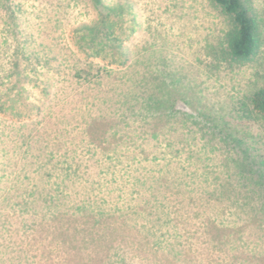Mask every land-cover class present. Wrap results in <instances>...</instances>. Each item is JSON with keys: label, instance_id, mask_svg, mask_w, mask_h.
<instances>
[{"label": "rangeland", "instance_id": "obj_1", "mask_svg": "<svg viewBox=\"0 0 264 264\" xmlns=\"http://www.w3.org/2000/svg\"><path fill=\"white\" fill-rule=\"evenodd\" d=\"M245 1L0 0V264H264Z\"/></svg>", "mask_w": 264, "mask_h": 264}, {"label": "trees", "instance_id": "obj_2", "mask_svg": "<svg viewBox=\"0 0 264 264\" xmlns=\"http://www.w3.org/2000/svg\"><path fill=\"white\" fill-rule=\"evenodd\" d=\"M213 1L231 18V28L227 33L230 55L239 62L249 60L256 53L259 44L257 23L246 1ZM250 105L253 112L264 118V86L252 93Z\"/></svg>", "mask_w": 264, "mask_h": 264}]
</instances>
